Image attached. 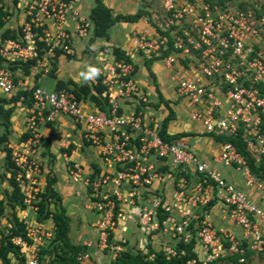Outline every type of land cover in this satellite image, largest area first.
Here are the masks:
<instances>
[{
    "label": "built area",
    "instance_id": "built-area-1",
    "mask_svg": "<svg viewBox=\"0 0 264 264\" xmlns=\"http://www.w3.org/2000/svg\"><path fill=\"white\" fill-rule=\"evenodd\" d=\"M71 17L74 31L89 32L91 23L72 10L70 0H30L24 7L20 35L0 43V60L27 62L37 57L41 40L50 53L54 49L73 54L66 25ZM149 21V20H148ZM152 32L134 31L125 58L103 50L110 58L103 65L108 111L88 110L73 91L24 85L30 91L26 107L27 137L10 145L20 172L17 181L25 208L32 213L20 216L25 237L16 235L25 264H39L40 246L53 236L49 215L36 219L41 164L35 153L42 145L39 124L67 115L82 131L86 144L98 157L99 170L87 171L77 161H66L69 179L88 189L86 207L95 211L91 227L94 238L78 252L79 264H93V250L108 253V260L129 246L145 249L154 245L169 259L184 254L174 245L196 238L197 257L183 264H211L214 260L239 254L264 253V176L249 169L245 157L230 142H220L217 160L237 172L243 187L227 179L193 146L180 138L165 141L160 135L161 120L143 119L141 111L123 113L119 99L148 102L133 78L131 54L161 56L171 73L178 95L190 106V119L200 125V134L236 135L242 139L256 164L264 159V6L243 7L231 0H160L152 7ZM164 31V33L158 32ZM170 45L171 50L168 53ZM50 64L38 58L33 72H47ZM17 84L13 71L0 66V92L14 94ZM24 96H20L19 102ZM192 169V176L187 175ZM162 182H170L161 187ZM249 189V191H246ZM217 212L233 227L217 226ZM161 215L162 218L160 217ZM144 235V245L136 246L127 236L130 224ZM192 223L193 233L188 230ZM107 249V251H105ZM153 254L148 255L152 258ZM255 264H264L257 262Z\"/></svg>",
    "mask_w": 264,
    "mask_h": 264
},
{
    "label": "crops",
    "instance_id": "crops-1",
    "mask_svg": "<svg viewBox=\"0 0 264 264\" xmlns=\"http://www.w3.org/2000/svg\"><path fill=\"white\" fill-rule=\"evenodd\" d=\"M29 1L30 0L1 1L0 4L2 5V9L6 11L7 14L4 19L5 24L2 29H0V33L1 30L5 28L15 30L21 27L24 20V7ZM150 1L151 0H143V4L147 5ZM103 2L112 10L113 14L122 15L136 13L141 4L140 0H103ZM70 3L72 10L87 20V15L94 1L70 0ZM147 7L149 8L151 6ZM66 25L70 33L69 42L74 48V53L67 54V56L70 55V57H67L65 54L58 56L56 78H52L48 76L47 73L41 71L38 73L30 70L29 74H24L20 68H17L13 71L14 80L17 84L15 92L22 89L26 84L30 86L35 83L50 90L56 89L57 79H71L79 84L84 82L89 84L95 83L99 75L103 78V65L105 60L110 58L103 50L107 49L108 52H113V48L118 47L124 52V49H129L131 47V34L134 31H153L151 23H149L145 16L131 22L118 21L109 29L107 38L92 37L91 26L86 35L79 34L73 29L71 17L68 18ZM151 57L153 60L149 62ZM131 60L134 65L133 78L141 93L145 94L147 97L148 102H138L137 99H119L120 111L123 113H130L133 110L141 111V115L146 121H149L150 118H156L162 121L170 112L172 117L169 119L166 126L167 133L170 135L184 134L177 138L193 146L201 158L208 160L213 166L217 167L227 179L243 187L240 175L237 172H233L231 169L225 168L217 160L220 142L216 141L210 135L200 134V125L190 119L189 114L191 108L187 104V101L177 94L171 79V73L165 66L161 56H147L141 51L133 50ZM4 65V61L0 60V66ZM89 69H95L97 71L92 75L89 73ZM86 74L89 78H85ZM83 103L88 110H101L90 101H85ZM26 107L27 105L21 102H17L14 107L10 119L12 131L9 145L11 146L18 144L21 141L18 139L26 133L25 119L28 114ZM38 130L41 134L42 145L38 147L35 157L41 164L40 183H45L47 175L55 177V187L62 196V205L66 208L69 207L67 214L72 218V213L76 212V215L79 216L83 225L86 226L90 224L91 226L93 220L88 223L84 215V209L92 210L86 207L88 189L82 187L79 183L69 180L65 170V162L77 161L82 164L85 170L92 171L94 170V165L96 164V167L99 164L94 149L85 143L81 129L78 128L67 115H58L51 122L39 124ZM89 148L91 151H89ZM55 167H58L59 171H62V173L58 175L54 170ZM186 171L188 172L187 175L192 176V169H187ZM57 178H60V180ZM169 185L170 182H162L160 184L161 187H167ZM246 191H249V189H246ZM71 197L76 198L77 203L72 202ZM68 198L69 201L67 200ZM77 199H79V201H77ZM214 204L212 211L214 213L213 219L215 224L217 226L233 227L226 219L221 217L219 212H217L216 209L220 204L217 202ZM73 208L77 211H69ZM21 214L22 216L29 215V217H33L32 213L28 210H23ZM132 225L134 224L131 223L129 225V229ZM70 226L69 237L73 243L84 244L95 236L93 228H91L92 232L89 231V235H87L85 228H83L82 231L77 230L73 233L72 220ZM90 226H87V228ZM134 227L136 226L134 225ZM89 250L93 253V260L95 255L102 257V253L93 250V247H89ZM101 264H103V262H101Z\"/></svg>",
    "mask_w": 264,
    "mask_h": 264
},
{
    "label": "trees",
    "instance_id": "trees-1",
    "mask_svg": "<svg viewBox=\"0 0 264 264\" xmlns=\"http://www.w3.org/2000/svg\"><path fill=\"white\" fill-rule=\"evenodd\" d=\"M2 0H0L1 3ZM94 4L91 7L87 19L91 23L92 37L107 38L109 29L118 21L131 22L135 21L143 16L150 21L151 15V1L149 4L144 5L143 0H140V7L134 14L122 15L113 14L112 10L103 2V0H93ZM151 6V7H147ZM6 11L2 9L0 4V29L5 24ZM158 32L164 33V31L158 30ZM20 35V28L10 29L5 28L1 30L0 42L6 39H16ZM37 42V57L29 59L27 62L19 60L4 62L6 67L12 71L20 68L24 74L30 73V66L35 63L38 58L47 60L51 65L47 75L56 78L57 70V58L63 54L62 50L54 49L52 52L47 51V47L41 40ZM169 42L168 50L164 53H168L172 48ZM113 53L117 58H125L124 52L118 48H113ZM67 56V54H65ZM67 57H70L67 56ZM159 57V56H158ZM153 58L149 59L151 62ZM39 73V72H38ZM37 75V73H36ZM102 76L99 75L96 78L95 83H77L73 80H61L57 79L56 89L67 88L73 91L76 98L79 101H90L95 104L99 109L108 111L109 104L107 102L106 86L102 84ZM37 84L35 83L34 86ZM30 91L26 89H20L11 95H0V152L3 154L0 158V264H25V257L22 254L20 247L12 242V238L16 235L25 237V223L17 214V210L25 208L23 202V194L20 191L17 175L20 172V168L14 162L12 158V148L9 145L11 138V115L17 102H19L20 96H24L21 103L29 106L31 104ZM169 114L161 121L160 135L165 141H172L177 137H181L184 134L170 135L166 131V126L171 118ZM27 132L22 135L18 140H24L27 137ZM212 136L218 142H230L237 150L245 157L247 165L250 171L257 177L264 176V159L260 164L254 162L253 157L246 149L239 134L236 135H213ZM96 165V164H95ZM93 167V171L99 170V164ZM6 184L3 186V184ZM56 178L47 175L45 178V184L42 191L38 195V210L36 212V219L43 221L51 216L54 222V232L52 238L45 241L38 250L39 264H79L76 256L78 252L86 250V246L83 244L73 243L69 237L71 218L67 214L65 207L62 205V196L55 187ZM215 200L208 203L207 208L214 205ZM51 207V208H50ZM163 215L160 217L162 218ZM4 220L5 223H1ZM193 233L192 223L187 228ZM196 238L191 237L190 241L183 243L182 240L178 241L174 247L179 253L181 250L184 254L180 256H174L167 259L162 251H157L153 245L145 244V249H139L135 246H129L127 249L119 252L114 258L107 260L104 264H183L187 259L197 257L196 251ZM107 251V249H105ZM153 254L152 258H148V255ZM264 254V253H263ZM263 254H260L261 256ZM244 261H238L239 254L227 256V258L214 260L211 264H250L249 253L243 255Z\"/></svg>",
    "mask_w": 264,
    "mask_h": 264
},
{
    "label": "rangeland",
    "instance_id": "rangeland-1",
    "mask_svg": "<svg viewBox=\"0 0 264 264\" xmlns=\"http://www.w3.org/2000/svg\"><path fill=\"white\" fill-rule=\"evenodd\" d=\"M151 1H152L153 7H156V8L159 7L160 0H151ZM181 1H183V0H181ZM187 1H189V0H187ZM231 2H234V3L238 4L239 6H243V7H253L255 3H260L262 6H264V0H231ZM1 95L7 96L6 94H3V93H1ZM89 151H91L90 148H89ZM2 156H3V154L0 152V158H2ZM54 170H55V172L58 175L62 173V171L61 172L59 171V168L58 167H55ZM57 179L60 180V178H57ZM44 184L40 183V188L41 189H43ZM5 185L6 184L4 183L3 186H5ZM67 200L69 201V198ZM71 201L74 202V203H77L76 202V198H74V197H71ZM77 201H79V199H77ZM65 209H66V212H67V210L69 209V207L68 208L65 207ZM69 211H77V210L73 208V209H71ZM17 213H19L18 216L20 217L21 213H20L19 210H17ZM84 215L87 218L88 223H90L94 219V217H95V211H93V210H85L84 209ZM71 216H72L71 220L73 221V229H74L73 233L76 232L77 230H79V231L81 230L82 231L83 228H85L87 235H89V231L92 230L91 229L92 227L90 226V224L89 225H86V226L83 225L81 219L79 218V216L76 215V212L75 213H72ZM1 223L3 224V223H5V221L2 220ZM87 226H90V227L87 228ZM128 232L129 233H127V236L129 238V242L131 244H134L136 246L137 245L138 246L144 245V240H145L144 239V235H143L142 232H140L139 229L137 230V227H134V225H132L130 227V231H128ZM108 257L109 256H108V253L107 252H104V254H102V257H99L98 255H95V258L93 260L94 261V264H101V262H103V264H104L108 260ZM257 260H258V262L264 263V254L262 256L259 255L258 257H256V256L253 255L251 257L250 264H255L257 262Z\"/></svg>",
    "mask_w": 264,
    "mask_h": 264
},
{
    "label": "clouds",
    "instance_id": "clouds-1",
    "mask_svg": "<svg viewBox=\"0 0 264 264\" xmlns=\"http://www.w3.org/2000/svg\"><path fill=\"white\" fill-rule=\"evenodd\" d=\"M96 71L97 70H95V69H89V73L92 74V75H94L96 73ZM85 78H89L87 74L85 75Z\"/></svg>",
    "mask_w": 264,
    "mask_h": 264
}]
</instances>
